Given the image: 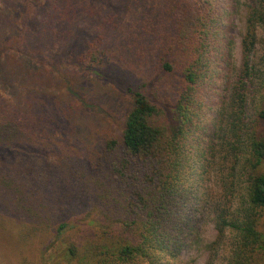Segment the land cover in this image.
<instances>
[{"label": "rangeland", "instance_id": "rangeland-1", "mask_svg": "<svg viewBox=\"0 0 264 264\" xmlns=\"http://www.w3.org/2000/svg\"><path fill=\"white\" fill-rule=\"evenodd\" d=\"M48 1L0 0V101L13 105L36 135L35 142L0 147V173L22 169L40 174L50 183L47 193L61 205L64 220L82 226L88 187L103 193L112 186L104 145L119 137L129 107L119 86L146 78L153 85L165 78L157 61L168 51L173 29L164 0H57L59 9L80 18L68 40L54 41L32 19L33 4ZM249 3L229 0L226 5L223 70L215 83L205 85L192 132L203 153L187 203L194 227H183V246L169 264H231L233 259L229 231L216 241V220L220 212L233 216L243 202L245 140L254 128L264 130L259 115L264 109V26L257 28L255 44L246 53ZM88 49L85 68L77 66L75 58ZM239 90L246 96L240 145L229 131ZM68 166L73 171L65 178L59 171H69ZM74 178L78 182L72 183ZM2 211L0 264H15L8 251L13 231ZM75 230L69 229L66 238ZM31 252L35 264H51L36 243Z\"/></svg>", "mask_w": 264, "mask_h": 264}, {"label": "trees", "instance_id": "trees-1", "mask_svg": "<svg viewBox=\"0 0 264 264\" xmlns=\"http://www.w3.org/2000/svg\"><path fill=\"white\" fill-rule=\"evenodd\" d=\"M228 1L164 0V13L173 29L169 49L157 61L165 78L153 85L146 78L119 86L129 98V107L119 137L106 139L104 145L112 186L103 193L88 187L89 208L81 216L82 226L64 220L61 205L47 193L50 183L40 174L22 169L0 173V207L2 215L10 218L4 221L13 231L8 251L15 264H35L30 258L34 243L51 264H169L176 256L183 246V227H194L187 203L203 153L192 132L205 85L210 80L215 83L223 70ZM58 3L33 4V24L51 40L66 41L80 16L68 15ZM261 25L264 0H250L243 37L246 53L252 50ZM91 52L78 55L75 64L85 68ZM233 100L229 131L240 145L246 96L239 90ZM259 115L264 118V109ZM35 141L24 116L0 101V147ZM245 141L244 200L233 216L219 213L216 241L229 231L231 264H264V130L254 128ZM68 168L59 171L65 178L73 171ZM73 228L67 239V231Z\"/></svg>", "mask_w": 264, "mask_h": 264}]
</instances>
